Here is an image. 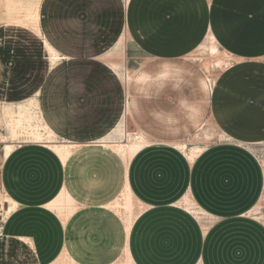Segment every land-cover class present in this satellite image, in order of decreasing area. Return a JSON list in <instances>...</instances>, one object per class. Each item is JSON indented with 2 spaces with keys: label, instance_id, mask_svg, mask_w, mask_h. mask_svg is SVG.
<instances>
[{
  "label": "crops",
  "instance_id": "crops-1",
  "mask_svg": "<svg viewBox=\"0 0 264 264\" xmlns=\"http://www.w3.org/2000/svg\"><path fill=\"white\" fill-rule=\"evenodd\" d=\"M131 1L124 2L125 7ZM209 2L210 22L196 49L198 53L208 33L220 45L219 32L229 30L228 26L216 24L220 8L214 0ZM38 13V32L24 30L23 37L11 50L13 56L9 63L0 61L5 64L1 66L5 74L0 92L14 102L35 96L44 121L60 140L87 145L64 163L48 148L29 143L22 144L2 160L0 187L19 207L0 224V264H19L21 254L28 255L33 264H46L57 256L63 244L80 264L113 261L125 245L126 236L119 218L103 205L119 192L124 179L134 195L151 206L130 231L128 246L136 264H196L199 259L202 264H224L222 222L228 218L207 209L214 210L201 196L203 171L201 173L200 168L193 171L194 164L208 149L190 163L168 146L169 142L182 140H170L165 144L175 153L158 154L161 150L150 149V145L135 154L124 167L116 154L106 152L101 142H93L106 136L123 114L120 108L122 80L113 72L109 60L110 55L121 48L122 42L116 45L123 33L126 41L128 17L127 12L125 15L122 12L121 0H40ZM0 41V48L5 43L9 45L4 36ZM46 44L59 54L60 60L51 63ZM128 74L127 85L132 81L129 71ZM112 77L114 90L109 88ZM141 78L140 75L138 79ZM207 84L213 85L209 77ZM124 98V111L128 114L130 95L126 92ZM197 109L190 108L192 117ZM195 122L193 135L203 130L202 121L196 119ZM137 130L156 144L160 143L141 128ZM164 162L167 164L163 165ZM147 164L149 167L143 168ZM147 182L151 185L144 186ZM166 184L174 187L164 191L162 187ZM62 187L72 199L73 196L78 199L77 193L87 197L83 203L74 204L78 207L64 229L56 216L45 208ZM193 187L203 204L196 199ZM185 193L219 218L208 230L203 232L187 212L172 206ZM251 206L237 216L244 217L242 213ZM153 227L168 232L159 241V245L168 246L165 254L163 250L156 252L157 249L152 251L145 246L146 231ZM20 236L31 238L34 248H28Z\"/></svg>",
  "mask_w": 264,
  "mask_h": 264
},
{
  "label": "rangeland",
  "instance_id": "rangeland-1",
  "mask_svg": "<svg viewBox=\"0 0 264 264\" xmlns=\"http://www.w3.org/2000/svg\"><path fill=\"white\" fill-rule=\"evenodd\" d=\"M23 2L0 0V40L4 36L9 41V45L5 43L0 48V61L6 65L13 56L11 50L23 37L24 30L38 32L40 0L35 9L36 26L10 19L8 8L16 11L13 15L22 14L20 8ZM124 2L121 0L122 12L124 15L127 12L128 17L126 41L123 33L117 43L122 42L121 48L113 52L109 59L113 72L122 80L120 92L123 103L120 108L123 114L106 136L93 142L99 143L112 135L124 120L125 131L141 128L160 142L151 145L150 149L161 150L158 154H173L176 151L165 143L192 136L196 131V119L201 120L205 133L203 130L199 132L203 131L197 138L199 142L207 144L208 150L221 148L216 155L218 159L208 158L207 163L199 169L201 173L203 171L201 196L216 211L223 209L222 202L225 200L228 202L224 204L229 206V202L241 200L238 208L227 212L237 214L229 218L230 222L223 230L224 264H264V224L237 216L249 204L255 203L264 212V200L259 199L264 185L263 167L238 143H252L256 148L264 149V0H214L220 8L216 24L229 28L228 31L218 33L220 49L228 50L235 57L231 66L221 64L217 68L209 66L213 58L210 59L206 53L198 55L196 50L210 22L209 0H132L128 7H125ZM47 45L51 63L60 60L56 51L59 57L52 60L48 48L51 46ZM191 56L197 58L191 59ZM5 64L0 62V83L4 78L2 67ZM116 65L123 68V72L129 71L131 74L132 81L128 85ZM140 75L142 78L139 80ZM208 77L211 78L212 87L207 84ZM109 88H115L114 77L109 80ZM126 92L131 100L128 114L124 111ZM6 97L0 92V168L4 160L3 141L7 136L3 105L35 100L42 122L57 140L64 141L44 121L35 96L16 102ZM192 106L198 108L195 117L190 115ZM222 133L231 136L234 141L219 139ZM21 134L20 140H32L24 132ZM146 162L142 164L146 165ZM166 164L164 162L163 165ZM146 167L149 164L143 166ZM175 167L178 168L177 165ZM148 185L151 184L147 182L144 186ZM173 187L166 184L162 190ZM77 194L78 199L72 195L73 204L76 205L87 198L85 194ZM146 232L148 236L144 239L145 246L152 251L157 249L156 252L163 250L164 254L167 253L168 246L159 245V241L168 232L159 227ZM233 249L237 251L236 254ZM19 258V264H33L28 255L21 254Z\"/></svg>",
  "mask_w": 264,
  "mask_h": 264
},
{
  "label": "bare ground",
  "instance_id": "bare-ground-1",
  "mask_svg": "<svg viewBox=\"0 0 264 264\" xmlns=\"http://www.w3.org/2000/svg\"><path fill=\"white\" fill-rule=\"evenodd\" d=\"M23 1L24 2L21 4V8H20L22 9V14L13 15V13L16 11H13L11 7L8 8L7 12L9 14L10 19L21 21L24 23H30L36 26L35 9L38 0H23ZM124 1L126 2V4L129 2V0H124ZM118 45L120 44H117L116 47ZM48 48L52 54L53 57L52 60L54 61L57 60L59 56L57 55L55 50L52 47H48ZM200 53H206L208 57H210V59L213 58L212 61L210 60V63L208 62L210 67L212 66L214 68H217L221 64H225L226 66L228 65L231 66L233 64L234 56L227 50L220 49V45L217 43L216 39L211 33H208L204 42L201 44ZM200 53H198V55ZM222 54H224L225 56H223ZM115 67L120 72V74H122L125 81H128L130 77L129 74L123 72V68H121L120 66L116 65ZM2 108H3V119L7 132L6 140L3 141L4 143L3 151H2L3 159H6L8 156H10V154L16 148L20 147L23 143L32 142L48 148L54 154L57 155V157L60 159L61 162L64 163L65 160L68 159L74 152L78 151L79 149L87 145L83 143H73L69 141L57 140L55 135L42 122L35 100H28L13 105H3ZM203 131L205 133V130ZM23 132L27 135V137H30L32 140H20V136H22L21 133ZM202 133H197L193 136L186 137L182 141L169 142L168 146L180 152L190 163H193L208 148L207 144L201 143L199 142L200 139H197L202 135ZM205 137H207V135H205ZM219 139L234 141V139L231 136L225 133L220 134ZM238 143L244 146V148L255 158V160L263 167L264 170V149H261L260 147L258 149L255 147L256 145L252 143L250 144L242 143V142H238ZM99 144L100 146L118 155V157L122 161L123 166L126 167L130 159L135 154H137L142 149L150 145L156 144V142L147 138L139 130L125 131V124L123 120L120 123V125L117 127L115 132L106 139H104L103 141H101V143ZM262 144H264V141L262 142ZM263 180H264V171H263ZM259 199L264 200V185L261 189ZM103 206L119 218V220L123 224L125 236H126L125 245L123 246L119 256L108 264H136L128 246L129 235H131L130 231L135 226L134 223L136 222V220L139 219V217L142 214L144 215L145 212L151 208V206L140 201L134 195V193L128 187V184L125 181V179L123 186L121 187L119 192L115 194V196L110 201L105 203ZM172 206L187 212L198 223L199 227L203 232L208 230L216 221L219 220L218 217L214 216L213 214H211L210 212L199 206L193 200V198L189 193L187 194L185 193L184 196L181 197L179 200H177ZM18 207L19 205L1 189L0 190V224L4 222L13 212H15L18 209ZM77 207L78 206L73 204V200L68 194L65 187H62L61 190L58 192V194L52 200H50L48 203L45 204V208L51 211L56 216L63 229L68 224L70 217L73 215ZM242 215L246 218H250L257 222L259 221V223L261 222V224L262 223L264 224V212L259 204H256L255 206H251V208L243 212ZM162 218H158V219H162ZM10 219L11 218H9V220ZM133 232L134 230H132V233ZM20 240L24 244H26V246L31 250L34 248L33 241L31 238L21 237ZM46 264H80V263H78L74 258L70 256L65 245L63 244L57 256L54 259H51ZM196 264H202L201 260L199 259Z\"/></svg>",
  "mask_w": 264,
  "mask_h": 264
},
{
  "label": "trees",
  "instance_id": "trees-1",
  "mask_svg": "<svg viewBox=\"0 0 264 264\" xmlns=\"http://www.w3.org/2000/svg\"><path fill=\"white\" fill-rule=\"evenodd\" d=\"M221 148H211V149H209V150H207L205 153H204V155L202 156V157H200L198 160H197V162L194 164V166H193V171L194 170H196V169H198V168H200L199 166H202L203 164H206L207 162V159L209 158V160H216V159H218L219 157H217L216 155H217V153H218V151L220 150ZM216 157V158H215ZM221 157V156H220ZM206 179V178H205ZM193 193H194V195H195V197H196V199L198 200V201H200L202 204H203V201H202V199H200V197H199V195H198V193H197V190L195 189V187H193ZM225 202H228V201H224V202H222V206H223V209H222V211H216V210H213V209H211V208H209V207H207V209H209V210H211V211H213L214 213H218V214H220V215H223V216H227V218H228V220H225V221H223L222 222V224H223V230H225V225H227L230 221H229V218H231L233 215H235V214H237V213H234V212H231V213H227V212H229V211H234V209L235 208H238L239 206V204L241 203V200H238L237 202H229V204H230V206L229 205H225L224 203ZM228 206V207H227ZM249 206H251V204H249L248 205V207ZM224 207H226L225 209H224ZM248 207H246L245 209H247ZM245 209H243V211L245 210ZM242 211H240L239 213H241ZM225 237V236H224ZM225 240V239H224ZM227 240V239H226Z\"/></svg>",
  "mask_w": 264,
  "mask_h": 264
}]
</instances>
